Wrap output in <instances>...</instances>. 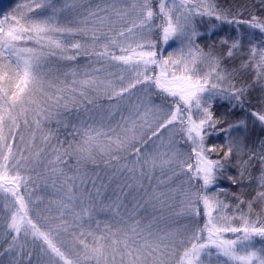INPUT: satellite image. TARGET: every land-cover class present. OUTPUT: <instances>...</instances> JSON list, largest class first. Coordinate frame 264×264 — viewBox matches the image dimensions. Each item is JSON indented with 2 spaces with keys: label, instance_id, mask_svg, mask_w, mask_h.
Wrapping results in <instances>:
<instances>
[{
  "label": "snow or ice",
  "instance_id": "obj_1",
  "mask_svg": "<svg viewBox=\"0 0 264 264\" xmlns=\"http://www.w3.org/2000/svg\"><path fill=\"white\" fill-rule=\"evenodd\" d=\"M77 7L76 0H68L59 7L54 0H26L22 9L0 14V255L9 254L11 264H23L24 259L27 264H116L117 257L120 264H264V245L257 248V238L264 241V147L259 153L250 150L247 160L238 159L239 175L226 177L241 188L245 179L256 184L251 199L245 200L233 192L230 195L234 202H230L228 191L217 187V182L225 178L233 156L244 151L240 136L233 135L232 129L245 122L219 128L228 135L226 151L206 143L211 131L223 124L211 110L213 100L239 101L243 95V89H235L231 83L222 62L224 56L232 58L243 53L245 42L241 36L222 39L221 44L226 46L222 54L211 47L205 52L193 46L192 37L197 33L194 29L189 31L194 16H214L228 23L233 20L218 10L213 0H159L156 8L152 0H132L130 4L127 0H110L103 8L89 6L78 20L62 15L66 10L77 11ZM130 13L135 18L128 23ZM113 15L124 21L125 26L116 29L111 20ZM235 22L246 23L264 34V19L255 15L247 21ZM154 27L159 29L165 44L173 37H183L187 50L182 46L166 56L158 52L156 43L144 37L145 30L151 32ZM80 36H90L91 41H82L78 39ZM248 43L244 66H254L257 78H264V38L258 43ZM82 54L100 65L94 69L97 75L85 72L83 78H76L73 71L71 88H57L54 103L67 107L78 103V98L92 103L89 90L102 92L117 103L132 97H136V102L123 128L118 124L108 132H101L84 125L82 132L78 130L81 137L78 144L69 143L63 152L54 149L55 160L50 161L53 173L59 170L58 164L66 162L64 157L72 153L76 154L78 164L95 163L93 149L101 136L107 139L110 159L119 160L118 153L131 150L129 144L135 139L137 121L147 123L148 117H155L153 136L160 129H168L177 133L190 151L182 152L173 144L175 150L170 155L141 159L140 148L132 145L136 152L131 161L133 167L128 168L127 164L122 167L133 172L138 166L141 177L146 175L145 166L152 170L169 167L173 175L187 177L188 189L181 191L183 207L178 213L187 218L182 228L168 232L149 230L145 235L143 229L134 225L131 234L123 232L119 238L112 234L110 244L102 242L108 237L94 236L91 231L87 234L81 231L78 237L73 232L80 247L69 246L64 234L69 233L72 225L64 219L63 209L73 201L71 178L65 180L68 202L57 203L59 214L47 218L38 212L39 198L34 200L28 191L31 177L22 171L25 167L22 161L27 157L16 145L17 134L21 121L25 127L40 129L42 120L51 118L48 102L53 97L46 85L47 88L52 85L45 73L50 58L71 61ZM112 67L118 71H110ZM101 71L106 76L98 75ZM29 113L34 117L31 124ZM251 116L264 125V111H253ZM19 139L23 142L24 138ZM253 161L259 162L258 176L251 172ZM145 195L158 198L156 193L149 194L146 190ZM76 215L80 218V214ZM85 235L93 236L95 243L90 245ZM29 238L32 247L38 250L34 262L33 251H24Z\"/></svg>",
  "mask_w": 264,
  "mask_h": 264
},
{
  "label": "rangeland",
  "instance_id": "obj_2",
  "mask_svg": "<svg viewBox=\"0 0 264 264\" xmlns=\"http://www.w3.org/2000/svg\"><path fill=\"white\" fill-rule=\"evenodd\" d=\"M54 2L59 7L68 2V0H54ZM108 2L110 0H76V4L78 5L77 11L69 12L66 10L62 15L78 20L82 18L89 6L95 8L99 5L103 8L106 7ZM131 2L132 0H127V3L130 4ZM134 18V14L130 13L127 18L128 23H131V20ZM111 20L114 22L116 29L125 26L124 21L119 20L114 15L111 17ZM192 29L195 30L193 19L189 31ZM104 30L107 31V23L104 25ZM199 34L197 33L192 37L193 46H195L194 41ZM153 35L159 37L160 52H163L165 56L169 52H176L182 46L185 47V51L187 50V41L183 37H173L165 44L161 39L158 28L154 27L151 32L147 30L144 32L145 39L154 41L155 37ZM78 39L91 41L90 36H80ZM58 59L62 63L64 61L69 63V66L62 74L48 78V83L52 87L47 88L46 86V89L48 94L53 97V101L48 102L51 105V118L42 120L40 129H36L34 126L25 127L23 121H21L16 140V145L27 157L26 161H22L25 164L22 171L31 177L28 191L32 194L34 200L37 197L39 198L36 200V203L40 215L52 218L59 214L60 209L57 207V203L61 200L68 202V185L65 183V180L71 178L74 183L73 201L68 208L63 209L65 213L64 219L72 225L69 233L64 234L65 243L69 246L80 247L78 241L72 235L73 232L78 237L81 231L85 232V234L91 231L94 236L103 235L108 237L106 241L102 242L110 244L112 234H115L117 238L121 237L123 232L131 234L130 229L134 225H138L140 229H143L145 235L149 230L152 232H168L182 228L187 218L178 215V213H180L183 207L181 201L184 197L181 195V191L188 189V184L185 183L187 177L173 175L169 167H164L163 169L157 167L152 170L150 166H145L146 175L141 177L138 166L135 171H128V168L133 167L131 161L124 164L118 163L116 167H101L102 170H99L100 166H93L90 163L81 162L78 164L76 154L72 153L64 157V160L68 161L71 166L61 169L62 165L58 164L59 170L53 173L52 164L50 163V161L55 160L53 150L57 149L63 152L64 149L68 148V145H64V140L54 143L57 135L65 137L79 136L78 130L82 132L84 125H91L101 132H108L110 128H116L118 124L123 128L124 121L132 115L131 108L136 102V97H132L130 100L96 107L94 110H92L87 99L78 98V103H70L67 107L63 103H54L55 97L58 94L57 88H71L74 79L72 75L73 71L77 74L76 78H83L85 72H88L90 75H97L94 69L100 67V65L92 63V57L83 54L71 61L59 57ZM110 71L117 72L118 69L112 67ZM227 72L230 74V80L235 89H242L243 86L239 81L237 73L231 70H227ZM106 74L104 71L98 73L101 77L106 76ZM87 94L91 100L106 96L102 92L98 93L92 90H89ZM234 101L216 98L213 100L212 106L215 102ZM27 106L29 108L35 107V105ZM79 111L81 112L80 114H78ZM90 116H92L91 119L88 118ZM28 118L31 124L34 118L31 113H29ZM80 118L84 119L80 120ZM128 126H131L130 122ZM155 127V117H148L147 123L138 120L134 133L135 139L131 141L129 148L133 149L132 145L136 146L149 135H152V130ZM121 128H117V131H120ZM159 131H161L159 135H152L149 147L141 153V159L146 157L149 159L152 157L159 158L164 154L170 155L175 150L173 144L180 148L182 152H185L178 144V139L180 138L177 133L169 132L168 129H160ZM132 134L131 132L128 133L130 136ZM109 135H111L110 132ZM20 136H23V142L20 141ZM45 138H47V142ZM128 152L122 151L117 155L123 157ZM93 154L97 159L109 158L112 155L107 149V139L104 136L99 138L98 145L93 149ZM125 164L128 165V168L122 167ZM172 167L176 168V165ZM110 186L117 188L115 199L109 197L108 191ZM194 186L197 187L196 185ZM145 190L149 194L156 193L158 198L150 199L149 196L145 195ZM116 193L114 192L113 194ZM76 214H80V218H77ZM79 224H83L84 227H77ZM118 229L121 231H118ZM84 238L90 245L95 243L93 236L85 235ZM261 245H264V241H260L257 238V248L261 247ZM30 250L33 251L32 259L34 262L35 254L38 250L32 247L31 238H29L28 247L24 251L27 253ZM0 264H11L9 254L4 253L0 255ZM23 264H27V259H24ZM89 264H92V262H89ZM116 264H120L119 257H117Z\"/></svg>",
  "mask_w": 264,
  "mask_h": 264
},
{
  "label": "trees",
  "instance_id": "obj_3",
  "mask_svg": "<svg viewBox=\"0 0 264 264\" xmlns=\"http://www.w3.org/2000/svg\"><path fill=\"white\" fill-rule=\"evenodd\" d=\"M25 2L26 0H0V14L16 12L18 9H22V6ZM158 3L159 0H152L154 8H156ZM214 3L218 10H221L225 15H227L228 19L233 20V23H228L227 20H216L214 16H195L193 18L195 32L198 34L200 33L194 41L195 46H199L205 52H208L211 47V49L217 54H222L224 48L226 47L225 45L221 44L222 39H230L241 36L245 42L243 53L232 58L224 56L222 62V67L237 73L239 81L243 86V96H241L239 101L235 100L234 102H215L213 104L211 110L215 117H218L223 121V124L216 130H212L211 134L206 139L208 146L215 145L217 146L218 150L223 148L226 151L228 135L224 131H220L219 128H226L230 124L237 125L240 121L245 122L244 125L240 126L239 128L232 129L233 135L238 134L240 136L241 147L244 149V151L239 156H233L231 164L227 165L225 178H222L217 182V186L219 188H223L228 191L229 201L234 202V198L230 195L231 193L235 192L236 195L245 200L251 199L252 195L254 194L256 184L255 181L250 182L248 179H245L243 181L244 188H241L239 184L233 185L226 177L229 175H239L237 168L238 159L247 160V153L250 150H255L257 153H259L261 147H264V125H261L255 120L254 117L251 116L253 111H264V78H257L254 66H244L245 61L248 59V42L250 41L251 43H258L261 38H264V34L260 33L258 29H252L246 23L237 24L235 21H247L253 15L264 19V0H214ZM157 23H159V20H156V24ZM153 36L155 37L154 42H156V49L158 52H160L161 46L159 37H156L155 35ZM68 66L69 63L65 61L62 63L58 57L50 58L49 62L45 66L47 78L50 76L56 77V75L62 74L64 71H66ZM154 100H156V97H154ZM115 103H117L115 99H109L107 96H103L101 98L92 99L90 106L92 107V110H94L96 107ZM80 113L81 112L79 111L78 114ZM88 118L91 119L92 116ZM83 119L84 118H80V120ZM160 132L161 131H159L157 134L159 135ZM80 139V135L76 137L57 135L54 143L64 140V145H69V143H71L73 146H75L80 142ZM151 139L152 135H149L135 147L140 148L141 153H143V151L147 150L149 147ZM178 144L185 152L190 151L189 146H187L183 140L178 139ZM220 154L222 155V152ZM212 155L215 158V154ZM135 156L136 152L135 148H133L125 156L120 157L119 160H111L110 157L104 159H97L95 157V163H86H90L93 166H100L99 170H102L101 167H116V164L118 165V163H128L129 161H132ZM61 165V169L71 166L68 161L62 163ZM259 171V162L253 161L251 172L255 176H258ZM193 183L198 187L195 181H193ZM249 183H251V187L248 186ZM116 191L117 188L115 186H110L108 191L109 197L115 199L117 195ZM114 192L116 194H113Z\"/></svg>",
  "mask_w": 264,
  "mask_h": 264
}]
</instances>
